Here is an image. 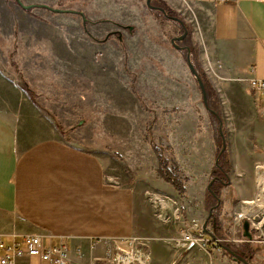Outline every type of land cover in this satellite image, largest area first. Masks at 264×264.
<instances>
[{
	"label": "rangeland",
	"instance_id": "374dc122",
	"mask_svg": "<svg viewBox=\"0 0 264 264\" xmlns=\"http://www.w3.org/2000/svg\"><path fill=\"white\" fill-rule=\"evenodd\" d=\"M20 1L68 12L23 10L16 0H0V115L17 120L20 111H28L25 106L49 115L61 137L94 153L105 183L133 193L130 209L126 201L125 209L94 225L116 234L94 235L70 264H89L100 246L98 263L105 264L111 241L128 236L149 253L148 264H242L212 248L206 233H213L211 221L207 231L202 225L216 204L206 186L222 148L220 118L231 169L230 185L220 184L214 221L231 232L233 250L243 245L239 214L247 220L256 216L254 233L264 240V194L256 183L264 170V119L245 85L208 77L190 28L183 43L191 45L195 69L208 83V89L203 83L211 108L206 110L186 52L170 42L184 29L172 16L148 8L146 0ZM149 134L189 177L183 196L159 176ZM1 220L0 215V233L13 230L3 234L5 243L12 234L28 233L19 222L7 226ZM188 234L195 239L186 241Z\"/></svg>",
	"mask_w": 264,
	"mask_h": 264
},
{
	"label": "crops",
	"instance_id": "0c3cea01",
	"mask_svg": "<svg viewBox=\"0 0 264 264\" xmlns=\"http://www.w3.org/2000/svg\"><path fill=\"white\" fill-rule=\"evenodd\" d=\"M163 1L192 29V40L208 77L213 74L244 84L264 119V96L246 85L247 80L264 79V0ZM25 108L28 111H20L18 122L0 115L1 222L7 226L19 222L27 228L28 233L22 234L41 236L46 242L65 238L72 260L76 249L89 247L94 235L108 238L116 234L94 225L100 227L98 224H104L120 206L125 209L126 201L130 209L133 193L105 183L92 151L61 137L49 116L34 112L31 106ZM252 184L251 180V189ZM241 211L246 213L248 208ZM7 228L1 236L12 233ZM254 232L250 224L252 241H246L241 232L239 245L251 243L255 249L251 263L264 264V240ZM101 250L100 246L92 252L89 264L100 263Z\"/></svg>",
	"mask_w": 264,
	"mask_h": 264
},
{
	"label": "built area",
	"instance_id": "2783aa9c",
	"mask_svg": "<svg viewBox=\"0 0 264 264\" xmlns=\"http://www.w3.org/2000/svg\"><path fill=\"white\" fill-rule=\"evenodd\" d=\"M246 85L258 96H264V79L247 80ZM262 171H264L262 169ZM261 171V172H262ZM247 219L243 214L236 218V224L242 230V222ZM256 216H252L250 224H253ZM195 237L191 234L185 236L186 241H192ZM216 242V240H213ZM232 243L234 238L230 239ZM80 249H76L79 254ZM149 253L138 246L136 239L124 238L111 241V246L106 253L105 264H148ZM36 259L49 264H69V250L62 240L46 242L41 236L32 234H14L9 243L3 241L0 235V264H27Z\"/></svg>",
	"mask_w": 264,
	"mask_h": 264
},
{
	"label": "trees",
	"instance_id": "16d2710c",
	"mask_svg": "<svg viewBox=\"0 0 264 264\" xmlns=\"http://www.w3.org/2000/svg\"><path fill=\"white\" fill-rule=\"evenodd\" d=\"M151 5L164 9V14L161 13L160 11H158V10L157 11L160 12L162 15H165V17H167V18L170 17V16L176 17V15H177L176 11L173 10L163 0H151ZM186 29H187V31L189 33L190 32L189 28H186ZM190 58H191V61H192L193 65H195L194 64L195 60H194V57L192 56L191 53H190ZM199 73H201L200 77H201L203 83L205 84L206 89H208V83L206 82L205 76L202 74L203 72H201L199 70ZM24 85H25L26 93L27 94H32V92L30 91V88H28L26 86L28 84L26 83ZM207 108H209V110L211 109L210 108V104L208 102V97H207ZM45 115H47V114H45ZM47 116H49V115H47ZM56 127L58 129H60L59 126H57V124H56ZM149 137H150V138H148L149 144L151 145L152 149L154 150V152L156 154V157H157V160H158V174H159V176L164 181H166L169 184H171L173 186V188L178 192L179 195L183 196L185 194V192H186L185 185L188 182V179H189L188 176L177 165L176 161L173 159L174 158L173 156H170V160H168L165 156H163L164 148L159 146L158 144H156L155 142H153L151 140V134H149ZM216 158H217L218 164L217 165L215 164V167L213 166L212 171H211V179L215 178V181L211 185V190L215 194V196H219V193H220L219 188L223 187L220 184L223 183L226 186L230 185V182L227 183V181L229 179L228 176H229V171L231 169V166L229 164V160H228L229 158L225 154V151L220 156L218 155V153H216ZM216 158H215V160H216ZM225 158H226V160H225ZM223 160L226 161V164H227L226 166L223 165ZM225 180H226V182H224ZM215 225L216 226H214V228H215L216 231H214L213 234L215 235L216 242L212 241V244H211L212 248H220V244H226V243L233 244L230 241L231 232L227 231V230H224V228L221 226V224L217 221V218H216V221H215ZM241 250L249 252L250 254L251 253H255V249L253 248L252 244L249 243V242H245L242 245Z\"/></svg>",
	"mask_w": 264,
	"mask_h": 264
},
{
	"label": "water",
	"instance_id": "95a60500",
	"mask_svg": "<svg viewBox=\"0 0 264 264\" xmlns=\"http://www.w3.org/2000/svg\"><path fill=\"white\" fill-rule=\"evenodd\" d=\"M16 2L18 3V5H19L23 10H29V9H33V8H43V9L50 10V11H52V12H54V13H67V12H68L67 10L51 9V8H49L48 6H45V5H27V6H26V5H24L20 0H16ZM146 5H147L148 8H150V9H154V10L156 9V10H158V11H160L161 13L164 14V9L159 8V7H154V6H152V5H151V0H146ZM171 20H173V21L179 23V24L182 26V28L184 29V32H183L182 35H180L179 37L172 38V39L170 40L172 46H173L175 49L180 50L181 47L178 46V45L176 44V41H182V40H184V39L186 38V36H187V32H188V31H187V29L184 27L183 22H182L181 20H179L177 17H171ZM185 50H186L185 61H186L187 67H188V69H189L191 75L195 78V80H196V82H197V84H198V87H199L200 92H201V96H202V100H203L204 107H205V109L207 110V109H208V108H207V94H206L205 86H204V84H203V82H202V80H201L200 75L198 74L197 70L195 69L194 65L192 64V61H191V58H190V48H189V47H186ZM218 121H219L218 133H219V136H220V138H221V142H222V148H221V150L219 151V154H218V155L220 156L221 154H223V152H224L225 149H226V142H225V137H224L223 129H222V125H223V123H222V121H221L220 118H218ZM215 164H216V165L218 164L217 158H216V160H215ZM214 181H215V179H211V180L209 181V183H208V185H207V191H208V193H209L210 195H212L213 197L216 198L215 194H214V193L212 192V190H211V185L213 184ZM229 182H230V181H229ZM219 202H220L219 199H217V203H218V204H219ZM211 211H212V209H210V210L208 211L207 219L205 220V222H204L203 225H202V229H203V231H207V229H206V225H207L208 220H209V218H210ZM206 233H207V234H208L213 240H216L215 235H214L213 233H210V232H208V231H207ZM242 236H243L244 239H246V241H249V242L252 241V235H251V233H250V222H249L247 219H245V220L242 222ZM229 246H230V243H226L225 245L220 244V248L225 249V250H226V251H227V252H228V253H229V254H230L235 260L240 261L242 264H251L249 261H250V259L253 257V255H250V256L248 257V259L246 260V259H245V255H244V253H236V252L232 251V250L230 249Z\"/></svg>",
	"mask_w": 264,
	"mask_h": 264
},
{
	"label": "flooded vegetation",
	"instance_id": "af4514ba",
	"mask_svg": "<svg viewBox=\"0 0 264 264\" xmlns=\"http://www.w3.org/2000/svg\"><path fill=\"white\" fill-rule=\"evenodd\" d=\"M185 27V26H184ZM179 37V36H178ZM187 39H188V36H186V38L184 39V40H182V41H176V43H177V45H178V43H179V45L178 46H180L181 47V51H184V52H186V50H185V48L186 47H188V45H186L185 43H183V41L184 42H186L187 41ZM186 40V41H185ZM215 179V178H214ZM214 200H215V202H216V204L215 205H213V206H211L210 207V209H212V211H211V215H210V218H209V220L208 221H211V226H212V231L214 232V231H216L215 230V228H214V226H216L215 225V221H214V218H215V213L217 212V208L219 207V205H220V202H219V204L217 203V199H219V201H221L220 200V198H219V196H216V198L215 197H212ZM209 209V210H210ZM208 210V211H209ZM223 245H225V244H223ZM230 249L232 250V251H234V252H236V253H244V255H245V259L247 260L248 259V257L250 256V255H253L254 256V253H249V252H246V251H243V250H233V248H235L236 247V245H234V244H230ZM238 247V246H237ZM227 254H229L225 249H223ZM230 255V254H229ZM231 256V255H230ZM232 257V256H231ZM232 259H234L233 257H232ZM252 259H253V257L250 259V263H251V261H252ZM235 260V259H234ZM235 261H237V260H235ZM237 262H239V263H241L240 261H237ZM252 264V263H251Z\"/></svg>",
	"mask_w": 264,
	"mask_h": 264
},
{
	"label": "bare ground",
	"instance_id": "6f19581e",
	"mask_svg": "<svg viewBox=\"0 0 264 264\" xmlns=\"http://www.w3.org/2000/svg\"><path fill=\"white\" fill-rule=\"evenodd\" d=\"M256 183L258 184L261 193L264 194V171L257 175Z\"/></svg>",
	"mask_w": 264,
	"mask_h": 264
}]
</instances>
